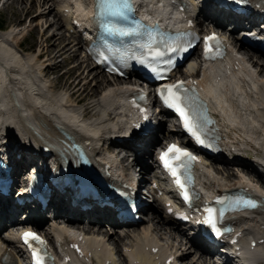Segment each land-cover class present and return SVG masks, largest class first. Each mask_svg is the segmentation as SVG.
Here are the masks:
<instances>
[{
	"label": "bare ground",
	"instance_id": "1",
	"mask_svg": "<svg viewBox=\"0 0 264 264\" xmlns=\"http://www.w3.org/2000/svg\"><path fill=\"white\" fill-rule=\"evenodd\" d=\"M3 1L6 8L8 7L14 14H17L16 22L18 23L21 20L24 21L32 11L36 10L35 14L30 16L29 26L34 33H39L40 40L37 41V49L23 48L17 37L20 35L17 26L0 29V141L5 138L11 141L15 140L22 150L25 151L27 148L29 151H33L37 148L27 146L41 147L48 137L51 139L55 137L57 141L63 138L62 147L68 146L66 135L73 134L72 136L76 140L87 139L91 152L98 157L99 161L108 156L114 161V164L121 162V160H117L116 152H106V145L102 146V144L108 140L112 144L116 140V136L120 132L118 129L120 123L125 122L124 118L127 114V109L122 101L124 98L121 96L128 92L131 86L124 82H117L116 78L108 83V79L104 78L105 74L100 76V72L97 70L92 75L91 68L97 65L88 54L83 53L85 58H77L80 47H83L84 44L77 32H70L72 28L70 20L67 22L63 19L64 8L72 9L74 0ZM147 1L153 8L159 6V0ZM160 1L164 2L165 0ZM76 2L77 8H81L85 0ZM50 15H53L54 21H48ZM52 26L55 29L50 32ZM67 36L74 37V40ZM231 43L232 47H243L245 44L238 34L233 35ZM234 47L230 52V57L234 63L237 62L239 68L223 69L218 63L204 64L199 67L202 73L199 75V80L201 83L209 82L210 90L218 93L215 105L221 109L219 116L222 127H224L225 147L228 153L227 157L223 155L215 160L243 163L246 169L251 170L252 166L245 159H250L252 156V158L264 160V77L260 73V71L264 72V58L260 57L264 52L257 51L258 55L245 57ZM43 55L46 59L41 62ZM58 57H61L59 62L57 61ZM87 59L91 64L87 63ZM66 60L74 62L72 68L51 80L48 77L49 70L54 71ZM190 61L189 67H185V72L188 73L193 71L192 67H195L198 62L196 57L191 58ZM65 73H76L77 78L85 80L83 92L86 91L89 96L96 93L94 101L92 100L93 102L90 103L94 109L97 108L95 116L88 110L89 106L82 108L80 105L82 98L71 99L72 95L67 93L68 90L64 84L57 89L58 80ZM90 75L92 76L89 77ZM208 77L212 79H206ZM91 78L95 79L94 85L97 87H89L88 83ZM88 112L91 113V116ZM163 125L164 123L161 124V126ZM166 136H179V133L172 130ZM26 143L27 146H25ZM237 156H241L244 160H236ZM123 159L127 160L128 156H123ZM217 161L209 164L206 159V167L203 166L200 169L201 177L204 179L202 181L208 184L209 188L230 187L240 181L243 183L253 181L255 188L264 187V177L261 174L255 180L245 172L237 171L238 173L234 174L226 169L217 171L216 167H213V165H219ZM137 162L142 164L141 167L145 171L147 164L143 161L142 155L138 157ZM27 165L26 161L19 162L18 172H23L25 170L23 167ZM127 165L126 172L135 176L142 175L143 170L136 169V165L130 162ZM114 171H118L115 177H120L121 174L124 177V173H126L124 167H120L119 164L115 165ZM163 203L164 200L161 202L160 197H155L150 206L145 205L144 207L143 214L148 216L147 221L142 222L141 225H132L124 232H118L111 227H105V225H99L93 229L92 224L83 221V215L89 216L90 214L85 211L84 213L79 212L80 216L76 224L90 232L86 241H89L94 250L89 260L86 259V262L78 260L75 264H105L109 259V264H157L158 259L155 256H161L165 260L168 254L164 255L161 248L165 251L170 248V245L175 247L174 251L179 253L182 264H206L201 253H193L192 247L186 246L187 243L177 237L176 232H179V229L176 226V220H173L167 213ZM62 205L63 203L60 204L59 201H55L51 205L54 215L59 212ZM44 214L41 219H44ZM234 216L238 221L246 219V224L252 232H255L256 238L264 237V202L257 211L236 213ZM41 219L39 222H42ZM54 225L59 229L60 239H69V231L63 227V224L55 223ZM42 228L47 233L49 232L45 225H42ZM131 229L134 231L131 232ZM95 231L96 233H93ZM13 237L14 235L11 233L1 239V242L11 244L14 242ZM125 239L128 240V243L120 247ZM153 241L160 244L161 248L151 255L149 250L144 247L152 244ZM124 247L129 249L125 250ZM256 247L257 250L247 252V258L255 264L257 261H264V239Z\"/></svg>",
	"mask_w": 264,
	"mask_h": 264
},
{
	"label": "snow or ice",
	"instance_id": "2",
	"mask_svg": "<svg viewBox=\"0 0 264 264\" xmlns=\"http://www.w3.org/2000/svg\"><path fill=\"white\" fill-rule=\"evenodd\" d=\"M98 16L100 17H121L123 19H128L129 14L132 11V0H98ZM112 26L110 23L105 22L104 28L109 29ZM140 27H143L137 22V25L132 28L126 29H116V31L120 32L121 35H128L134 32H137ZM148 36L151 40L155 39V34L152 32L148 33ZM217 40V37L213 34L212 36L205 37V45H206V54L210 51L215 50L210 47L208 42ZM171 51H175L176 48L169 45V49ZM155 55H162L161 52L157 51ZM170 63V61H169ZM183 88V82H179L176 85H167L165 86L161 92L163 95L164 103L174 108L179 115L181 116L184 127L191 133L192 136L196 138L199 143H204L201 139L200 135V124L197 122V119L194 118L190 114L189 106L185 103V97L181 95V89ZM184 91H187L184 89ZM138 127V125H137ZM171 154V156H170ZM190 153L180 149L176 145H170L168 150L161 155V160L164 162V166L169 170L171 175L174 178V182L177 184L179 188L182 189L183 198L185 201L190 199L189 193L185 188V184L181 179L182 171L187 169V164H185V160H194ZM217 202L223 203L222 200H218ZM244 203L248 206H255V202L252 200H246ZM215 211L213 208L208 207L205 209L207 213L206 218L202 221L205 224L210 225L213 229H216L215 222ZM24 243L27 244L33 252L34 264H45V256L46 253L42 251V247L45 242L34 232H25L23 233ZM35 242V243H33Z\"/></svg>",
	"mask_w": 264,
	"mask_h": 264
},
{
	"label": "rangeland",
	"instance_id": "3",
	"mask_svg": "<svg viewBox=\"0 0 264 264\" xmlns=\"http://www.w3.org/2000/svg\"><path fill=\"white\" fill-rule=\"evenodd\" d=\"M3 2H4L3 0H0V26L3 27L4 29H8L10 26H13V27L17 26V29L20 30V35H18L17 37H18V40H20V42L22 44V47L23 48L31 47L30 49H37V47H38L37 46V41L40 40L39 39V33H37V32L34 33L31 30V26H29V20L31 18L30 16L34 15L36 10L32 11V13L30 15H28L25 18L24 21L21 20V22L18 23V22H16L17 21V17H16L17 14H14V12H12L10 9H8V7L6 8V6L4 5ZM48 21H54L53 15H50V17L48 18ZM33 22H34V20H33ZM54 29H55V27L52 26V29H50V32H52ZM62 31L64 32V28L63 27H62ZM68 38H70L71 40H74V37H68ZM75 42H76V40H75ZM244 52L247 54V56H252V55L256 56V55H258L257 53L250 52V51H247L245 49H244ZM80 57H84L82 47H80V51H79V54H78L77 58H80ZM261 58H264V55ZM44 59H46L45 56L40 61L43 62V61H45ZM60 60H61V57H58L57 61L59 62ZM50 63H51V61H50ZM73 63L74 62H72L71 60H68V61L66 60V62H63V64L60 65L54 71H52L50 69L49 73H48V77L51 78V80H54L57 75H61V73H63L65 70H68V69L72 68ZM87 63L91 64L88 59H87ZM91 69H92V75H93L94 72H96V70L98 72H100V76L104 75V74L106 75V73H104L101 69L96 68L95 66L93 68H91ZM260 73L264 77V72L260 71ZM92 75H90L89 77H91ZM105 75H104V78L106 80L108 79V83H110L112 81V79L109 78L108 75H106V76ZM58 81L59 82H58L57 89H59L61 87V85L64 84L67 87V90H68L67 93L72 95L71 96L72 100H73V98H82L81 104H80V105H82V108L84 106H89L88 110H90L92 112V114L96 113V109L97 108L94 109L93 105L90 104V103H92L94 101L93 98H95V96H96L95 94L96 93L95 94H90V96H89L88 93H86V91L83 92L84 81L85 80H82V79L80 80L79 77L77 78L76 73H74V74L73 73L72 74H66L65 73V74H63V77L61 79H59ZM94 83H95V79L91 78L90 79V83H88L89 87H92V86L97 87V86L94 85ZM101 85H102V83H101ZM99 90H101L100 87H99ZM88 114L90 115L91 113L88 112ZM93 116H95V114ZM257 132H258V130H257ZM213 167H216L215 170H217V171L220 170V169H222V170L226 169L227 171L229 170L231 172H234V174L237 171L238 172L240 171V173L242 171H246V173L251 178H253L255 180L257 179V177H255V175L253 174V171L251 172L249 170L244 169V167L242 165H237L236 166V165H233L231 163L228 164V163L222 162V163H219V165H213ZM139 168H140V166L138 167V170H139ZM147 218H148V216H145V219L142 220L141 223H138L136 225H141L142 222L143 223L146 222ZM126 229H128V228L127 227H122V228H119V231L122 232V231H124ZM130 231L133 232L134 229H131ZM176 233L178 234L177 237L181 238L179 232H176ZM127 243H128V240L125 239L124 241H122V244H121L120 247L124 246ZM120 247H119V249H120ZM118 258H119V256H118Z\"/></svg>",
	"mask_w": 264,
	"mask_h": 264
}]
</instances>
